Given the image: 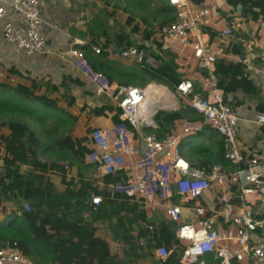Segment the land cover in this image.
<instances>
[{
  "label": "built area",
  "instance_id": "obj_1",
  "mask_svg": "<svg viewBox=\"0 0 264 264\" xmlns=\"http://www.w3.org/2000/svg\"><path fill=\"white\" fill-rule=\"evenodd\" d=\"M164 1L171 9V20L156 31L157 38L165 46H178L193 60L200 90L187 77H180L173 92L157 83L118 85L94 68L83 51L68 47L61 59H71L78 76L119 112L118 122L91 131V151L85 162L94 169L96 178L119 177L110 185L112 195L142 206L146 213L155 210L175 225V237L183 245L180 264H264V244L250 239L264 226L260 218L264 213V157L243 153L238 117L224 100L214 75L221 47L240 26L237 8L229 6L227 0H205L200 5L190 0ZM213 6L229 9L231 18L218 43L204 30L210 26ZM8 13L12 17L3 24L4 41L28 56L46 53L39 0H0V20ZM91 50L92 55L101 53L96 46ZM119 57L141 64L144 53L129 47ZM185 107L199 119L174 120L167 132L159 133L156 114ZM256 123L264 128V112ZM205 128L219 135L228 165L198 168L183 155L182 142ZM64 169L68 172V165L64 164ZM89 201L96 208L102 198L91 195ZM255 203L258 211L252 209ZM29 210L26 203L23 211ZM152 253L165 261L171 251L161 246ZM0 264L34 263L17 247L0 245Z\"/></svg>",
  "mask_w": 264,
  "mask_h": 264
},
{
  "label": "trees",
  "instance_id": "obj_2",
  "mask_svg": "<svg viewBox=\"0 0 264 264\" xmlns=\"http://www.w3.org/2000/svg\"><path fill=\"white\" fill-rule=\"evenodd\" d=\"M101 1L108 5L106 0ZM129 1L135 7H142L145 3L142 0ZM190 1L200 5L205 0ZM227 4L233 8L242 7L241 17L253 22L260 21L264 25V0H227ZM158 12L171 15V9L165 3ZM126 15L125 24L131 26L130 34H137L140 25L129 13ZM169 20L171 16L166 22ZM143 24L148 25L146 20H143ZM147 28L142 32L145 40H149L154 33L151 28ZM161 46L155 41L159 51ZM129 47L132 46L126 43L124 49ZM135 48L144 53V60L150 56L158 61L152 67L143 60V70L150 81L173 92L181 77L174 62L175 56L168 51H162L158 56L143 45ZM214 75L225 101L229 93L237 90L248 93L252 89L251 82L245 79L238 64H225L219 60L215 64ZM70 82L69 77H64L59 86L62 90L61 99L67 107L75 103L69 92ZM35 88L33 81L30 87L0 84V113L8 110L11 113L36 114L47 118L59 111V100L51 98L46 92L39 93L40 89L36 91ZM85 108L82 106L81 111H85ZM261 112L264 110L261 109ZM108 113L114 122L119 121V112L110 106L89 107L87 112L89 117L105 116ZM182 118L199 119L185 107L177 112L161 111L156 114L154 121L162 134L167 132V127L174 120ZM59 145L76 161L73 167L89 166L85 162V156L91 151L89 139L67 136ZM41 147L35 133L26 123L17 120L0 123V171L4 170L3 174L0 172V209L3 214L6 213L4 197L22 199L31 202L33 206L27 212L22 207L10 212V217L0 224V245L17 247L34 264H124L117 254L111 253L105 236L99 233V224H113L116 237L121 238L131 252L136 254L145 251L146 255L141 257H148L152 264H180L183 245L175 237V225L163 218L157 222L147 216L142 206L123 196L112 195L110 185L119 177L89 180L79 173L75 177H68L64 165L38 161L36 155ZM216 164L228 165L223 156L221 141L217 143V152L211 162L199 165L198 168L209 169ZM22 167H28L29 171L22 173ZM51 175H58L64 187L63 191L55 195L51 191ZM91 195L102 198L99 207L93 208L90 205ZM161 246L171 251L165 261L156 259L152 253Z\"/></svg>",
  "mask_w": 264,
  "mask_h": 264
},
{
  "label": "crops",
  "instance_id": "obj_3",
  "mask_svg": "<svg viewBox=\"0 0 264 264\" xmlns=\"http://www.w3.org/2000/svg\"><path fill=\"white\" fill-rule=\"evenodd\" d=\"M39 2L40 16L43 21L42 35L46 39V53L28 56L18 50L15 45L4 41L3 24L12 17L8 13L5 19L0 20V84L11 86L20 84L30 87L33 81L36 85V91L40 89L39 93L46 92L50 94L51 98L59 100L55 94L62 93L59 86L64 77H69L71 79V82L68 83L69 92L75 99L73 106L79 107V110L80 107L85 106L87 112L89 107H112L106 97L98 95L93 87L78 76L72 67V60L63 61L60 54L68 47L75 46L84 52L86 58L96 69L104 72L113 83L118 85L144 87L155 83L150 81L145 74L143 62L141 64L131 63L119 57L120 52H116L115 47L122 44L123 50H125L124 47L127 43L132 47L143 45L158 56L161 55L162 51H168L175 56L174 62L178 66L177 72L181 77L187 72L189 76L186 77L193 81L197 90H200L198 70L195 68L193 60L187 59L188 54L186 52L176 45H172V48L165 46L158 40L157 34L153 30L154 33L149 40H145L142 35L137 36L139 32L131 35V26H126L125 21H122L117 12L110 9L109 5L103 1L39 0ZM213 7L215 11L210 26L204 30L209 34L212 42L218 43L222 31L229 25L231 18L228 17L230 15L229 9ZM237 19L240 26L234 32L233 37L221 47L217 61L222 60L225 64L240 65L245 79L251 82L250 93L237 90L227 94L226 101L238 117V141L243 153L249 156L264 157V128L256 123L257 116L262 113L261 109L264 110V25L260 21L253 22L239 14ZM109 27L114 30L115 38H110ZM119 33L122 35L121 42L117 36ZM155 41L162 45L160 51L155 47ZM93 46L101 49L99 55H92ZM144 62L152 67L158 64V61L150 56H147ZM102 98L105 99V102H102ZM113 123L115 122L112 115L108 113L105 116H90L87 125L94 130L109 127ZM192 138L195 140L194 145L197 152L200 153V156L197 154L195 157L193 156L194 158L184 153V148L190 149V146L187 147V141ZM188 140L182 142V152L195 167L210 163L217 152V143L221 141L219 135L207 128L198 135L188 138ZM89 167L91 166L79 168L74 166L71 171L69 169L67 176L75 177L79 173L87 179L94 171ZM22 168L28 169V167ZM249 200L254 203L253 198ZM252 209L258 211V204H253ZM151 212L155 211L148 210L149 218L150 215H153ZM10 215V212L3 214L0 209V221L2 223ZM260 218L264 220V213H260ZM99 233L105 236L112 254H117L119 257L122 255L120 253L122 250L117 248H123V245L128 248L121 238L116 237V234L114 238L119 244L114 247L111 241L112 234L107 231V228L99 230ZM250 239L252 242L264 244V226L262 229L254 231ZM121 262L124 261L121 260ZM150 263L152 262L150 261Z\"/></svg>",
  "mask_w": 264,
  "mask_h": 264
},
{
  "label": "rangeland",
  "instance_id": "obj_4",
  "mask_svg": "<svg viewBox=\"0 0 264 264\" xmlns=\"http://www.w3.org/2000/svg\"><path fill=\"white\" fill-rule=\"evenodd\" d=\"M106 1L109 5V8L117 12V15L122 19V21H125L126 19L125 11L135 19V22L140 25L139 33L137 36L142 35V32L145 27H148L147 29L151 28L154 32H156L160 28V26L166 23V21L171 16L169 14H162L158 12V10L164 6V0H142L143 2H145L142 7L133 6V2H130L129 0ZM143 20L147 21V26L143 24ZM113 31L114 30L109 27L108 33L110 35V38H115ZM120 34L121 33H119L117 36L121 42L122 35ZM122 50V44H118L115 47L116 52H121ZM182 76L186 77L189 76V74L186 72L182 74ZM55 96L59 98V111L53 112L51 117L42 118V116L36 114L30 115L18 112L11 113L7 110L5 112L0 113V123L14 120L26 123L29 128L35 133L36 138L42 145L36 155L38 161L58 162L60 165L65 164L68 165L71 171L73 165L77 163L74 159L70 158L68 152L64 151V149L60 147L59 142L67 136L72 138L84 137L89 139L88 137L92 131V128L88 127L87 125L89 121V116L86 110L81 111V107L79 110V107L76 108L75 105L67 107L65 101L61 99L60 93L55 94ZM102 102H105L104 98H102ZM194 143V138L189 139L187 141V147L190 146V149L184 148V153H187L191 157H195V155L197 154H199L200 156V153L197 152ZM196 159H198V157H196ZM89 168L92 169V171L94 170L92 167ZM28 171L29 168L27 170L21 168L22 173H27ZM0 172L3 174L4 170H1ZM93 172L92 174H90V176L87 177V179L91 180L96 178L94 177L95 172ZM50 179L53 185L51 191L53 190L52 193H54V195L63 191L64 187L58 175H51ZM3 201V204L6 208V212L8 213L16 210L17 208H23L26 203L29 205L30 209L33 208L31 202H25L22 199L4 197ZM151 214H153L151 217H153V219L157 222L163 218L160 214H157V211L153 213L151 212ZM1 223L2 222L0 221V224ZM106 228L107 231L112 234L111 241L113 242V246L115 247L117 244H119L116 243V239L114 238V235L116 234V228L113 224H99V230H105ZM117 249L122 250L120 252L122 255L119 256V259L123 260L124 262L122 263L124 264H152L150 263L151 260L148 257H141V255H146L145 251H141L135 254L124 245L123 248L119 247Z\"/></svg>",
  "mask_w": 264,
  "mask_h": 264
},
{
  "label": "water",
  "instance_id": "obj_5",
  "mask_svg": "<svg viewBox=\"0 0 264 264\" xmlns=\"http://www.w3.org/2000/svg\"><path fill=\"white\" fill-rule=\"evenodd\" d=\"M237 12H238V14H239V15H241V12H242V7H240V6H239V7H237Z\"/></svg>",
  "mask_w": 264,
  "mask_h": 264
},
{
  "label": "bare ground",
  "instance_id": "obj_6",
  "mask_svg": "<svg viewBox=\"0 0 264 264\" xmlns=\"http://www.w3.org/2000/svg\"><path fill=\"white\" fill-rule=\"evenodd\" d=\"M157 106H161V104H160V103H158V104H157Z\"/></svg>",
  "mask_w": 264,
  "mask_h": 264
}]
</instances>
